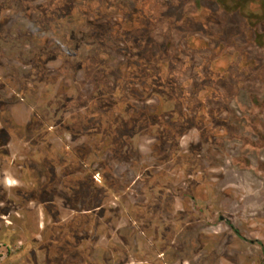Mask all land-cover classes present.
<instances>
[{"label": "rangeland", "instance_id": "1", "mask_svg": "<svg viewBox=\"0 0 264 264\" xmlns=\"http://www.w3.org/2000/svg\"><path fill=\"white\" fill-rule=\"evenodd\" d=\"M0 264H264V0H0Z\"/></svg>", "mask_w": 264, "mask_h": 264}]
</instances>
